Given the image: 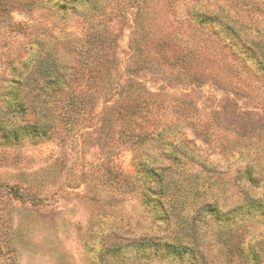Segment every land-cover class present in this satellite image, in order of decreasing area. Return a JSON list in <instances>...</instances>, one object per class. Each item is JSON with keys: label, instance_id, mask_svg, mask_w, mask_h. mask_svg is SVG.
Segmentation results:
<instances>
[{"label": "rangeland", "instance_id": "rangeland-1", "mask_svg": "<svg viewBox=\"0 0 264 264\" xmlns=\"http://www.w3.org/2000/svg\"><path fill=\"white\" fill-rule=\"evenodd\" d=\"M5 1L0 264H264V0ZM90 21L102 37L85 53ZM140 22L205 47L188 71L157 57L128 72ZM47 55L65 72L61 101L93 58L112 69L109 85L81 82L91 103L64 123L10 106ZM129 80L150 101L132 119L153 142L122 143L117 111L103 110ZM178 242L188 248L167 246Z\"/></svg>", "mask_w": 264, "mask_h": 264}, {"label": "trees", "instance_id": "trees-1", "mask_svg": "<svg viewBox=\"0 0 264 264\" xmlns=\"http://www.w3.org/2000/svg\"><path fill=\"white\" fill-rule=\"evenodd\" d=\"M64 2H73L74 0H63ZM154 2V1H153ZM155 3V4H154ZM153 4L156 6L158 2H154ZM7 4V2H2L0 0V18L2 14L7 10L3 5ZM24 4V3H23ZM138 4H136L137 6ZM7 6V5H5ZM134 9V6H131ZM151 9L149 4L144 3L143 5H138V11L145 12L148 14V9ZM91 32L87 33V42L89 43V47L86 49L85 53L94 51L96 47V42L101 40V30L96 29L93 26L91 21L88 23ZM146 25L148 23H138V27L134 28L133 35L135 36V49L134 54L130 59V63L128 64V72H138L140 69V65H145L148 70H152L154 66H157L155 63H159L157 60L161 61L164 64H168L169 66L176 67L180 66L185 70H189L194 65V58L199 57L202 49L205 47V42L198 37L197 35H193L191 38L184 37L183 34L177 33V31L173 34L165 35L164 33L157 34L150 29V32H147ZM151 25V24H150ZM150 27V26H149ZM179 29V27H178ZM161 35V36H158ZM178 43V44H177ZM183 48L182 54L179 53L178 56L169 57V53L171 50L177 47ZM173 47V48H172ZM154 51V52H153ZM158 55V56H157ZM177 55V54H176ZM51 55H47L45 58L38 60L34 69V75L32 73L26 76V80L22 84V89L20 90L18 87L17 91L12 92V104L13 108H17L18 112L22 114L37 115L38 118L46 117L48 113L52 110H55L56 117L60 121V123H64L68 120L71 112H83L86 110V107L91 103L92 98L88 96L86 91L81 90L82 81L86 87L89 89H93L96 86V77H98V73L103 78V81L106 85H109V75H111V67L109 64L101 65V63L95 58L92 63L88 66V79H84L83 77L80 79L70 78L66 87L67 93L61 95L65 97L64 101H61L58 98L60 97V93H57L62 89V85L66 80L64 78L65 72L60 71L58 69L57 63H55L54 59H51ZM91 57V56H88ZM99 58V55H98ZM109 62V61H108ZM154 63V64H153ZM161 63V64H162ZM101 65V67H100ZM101 68V71L100 69ZM144 69V67H143ZM18 83L13 79L12 83ZM132 83V84H131ZM120 83L116 84V97L113 99L112 97H108L109 100L104 102V112L111 113L116 110L119 117L121 118V122L119 126H117V136L118 138H122V143H132V144H143L144 142L151 141L154 139L148 129L136 121L139 117L147 115L148 107L150 101L147 99H139V95L135 94L134 86H138L136 80H129L123 87H119ZM56 91H55V90ZM129 89H133L134 91H130ZM122 93V94H121ZM131 93V94H129ZM66 95L67 98H66ZM134 96V97H133ZM113 99V100H112ZM132 117L136 120H133ZM36 122H33L31 127H34ZM153 176L156 177L159 181L162 180L161 173L157 171H153ZM162 187L161 193H163L164 187ZM210 208V207H209ZM170 248H174L176 246H181V251H185L188 246L185 244L173 243L167 245ZM192 249V248H191ZM189 250L190 254L193 255L194 258H198V250Z\"/></svg>", "mask_w": 264, "mask_h": 264}]
</instances>
